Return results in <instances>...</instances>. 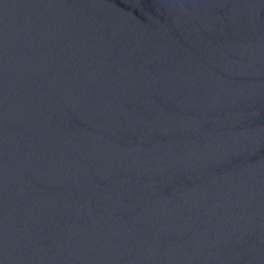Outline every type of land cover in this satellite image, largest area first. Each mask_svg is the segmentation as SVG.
Here are the masks:
<instances>
[{"label":"water","instance_id":"water-1","mask_svg":"<svg viewBox=\"0 0 264 264\" xmlns=\"http://www.w3.org/2000/svg\"><path fill=\"white\" fill-rule=\"evenodd\" d=\"M0 264H264V0H0Z\"/></svg>","mask_w":264,"mask_h":264}]
</instances>
